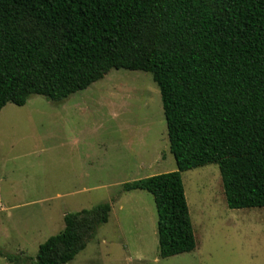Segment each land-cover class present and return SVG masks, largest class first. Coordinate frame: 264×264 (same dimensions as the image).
Wrapping results in <instances>:
<instances>
[{"label":"trees","instance_id":"obj_1","mask_svg":"<svg viewBox=\"0 0 264 264\" xmlns=\"http://www.w3.org/2000/svg\"><path fill=\"white\" fill-rule=\"evenodd\" d=\"M112 70L159 88L177 171L125 184L153 196L162 259L197 241L182 173L220 169L230 209L264 208V0H0V113L33 95L62 102ZM111 205L66 214L37 260L68 264Z\"/></svg>","mask_w":264,"mask_h":264},{"label":"rangeland","instance_id":"obj_2","mask_svg":"<svg viewBox=\"0 0 264 264\" xmlns=\"http://www.w3.org/2000/svg\"><path fill=\"white\" fill-rule=\"evenodd\" d=\"M175 171L149 73L112 70L62 102L33 95L25 106L8 104L0 113V250L35 263L66 214L110 204L108 223L68 264H264V208L230 209L214 164L182 173L196 249L160 257L154 198L124 185Z\"/></svg>","mask_w":264,"mask_h":264},{"label":"crops","instance_id":"obj_3","mask_svg":"<svg viewBox=\"0 0 264 264\" xmlns=\"http://www.w3.org/2000/svg\"><path fill=\"white\" fill-rule=\"evenodd\" d=\"M111 212H112V206H111ZM92 240H93V239H92ZM92 240H91L90 242H92ZM90 242H89V243H90ZM89 243H88V245H89ZM88 245H87V247H88ZM87 247H86V248H87ZM83 251H84V250H83Z\"/></svg>","mask_w":264,"mask_h":264}]
</instances>
